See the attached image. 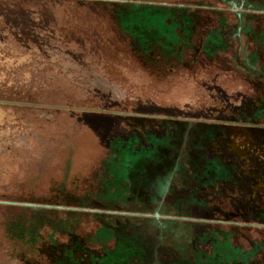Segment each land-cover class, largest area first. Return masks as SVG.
Instances as JSON below:
<instances>
[{"label":"rangeland","instance_id":"rangeland-1","mask_svg":"<svg viewBox=\"0 0 264 264\" xmlns=\"http://www.w3.org/2000/svg\"><path fill=\"white\" fill-rule=\"evenodd\" d=\"M0 111V264H264V0H0Z\"/></svg>","mask_w":264,"mask_h":264},{"label":"water","instance_id":"water-1","mask_svg":"<svg viewBox=\"0 0 264 264\" xmlns=\"http://www.w3.org/2000/svg\"><path fill=\"white\" fill-rule=\"evenodd\" d=\"M0 202H4V201H0ZM7 203H9V202H7ZM27 205H33V206H36V205H38V204H27ZM154 216L157 217V218H174L173 216H165V215H162L159 211L156 212V213L154 214Z\"/></svg>","mask_w":264,"mask_h":264},{"label":"flooded vegetation","instance_id":"flooded-vegetation-1","mask_svg":"<svg viewBox=\"0 0 264 264\" xmlns=\"http://www.w3.org/2000/svg\"><path fill=\"white\" fill-rule=\"evenodd\" d=\"M236 148V147H235ZM150 214H148V215H145V216H149ZM150 216H152V217H154V219L156 218V219H161V218H157V217H155L154 215H150ZM168 219H174V218H168Z\"/></svg>","mask_w":264,"mask_h":264},{"label":"bare ground","instance_id":"bare-ground-1","mask_svg":"<svg viewBox=\"0 0 264 264\" xmlns=\"http://www.w3.org/2000/svg\"><path fill=\"white\" fill-rule=\"evenodd\" d=\"M4 113H5L4 111H0V119H2Z\"/></svg>","mask_w":264,"mask_h":264}]
</instances>
